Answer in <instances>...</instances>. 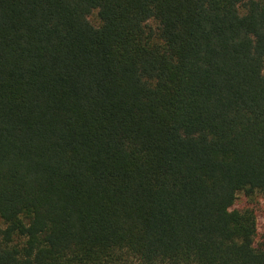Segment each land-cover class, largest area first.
<instances>
[{
  "label": "trees",
  "instance_id": "16d2710c",
  "mask_svg": "<svg viewBox=\"0 0 264 264\" xmlns=\"http://www.w3.org/2000/svg\"><path fill=\"white\" fill-rule=\"evenodd\" d=\"M258 199L264 0H0V264H264Z\"/></svg>",
  "mask_w": 264,
  "mask_h": 264
},
{
  "label": "rangeland",
  "instance_id": "374dc122",
  "mask_svg": "<svg viewBox=\"0 0 264 264\" xmlns=\"http://www.w3.org/2000/svg\"><path fill=\"white\" fill-rule=\"evenodd\" d=\"M248 199L245 198L242 194H240L237 198V201L235 203L236 207H243L247 206ZM254 208L257 215V221H258V239L261 238V236L264 234V202L261 199H258L255 204ZM0 226H2V223L0 221Z\"/></svg>",
  "mask_w": 264,
  "mask_h": 264
}]
</instances>
